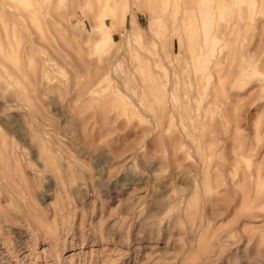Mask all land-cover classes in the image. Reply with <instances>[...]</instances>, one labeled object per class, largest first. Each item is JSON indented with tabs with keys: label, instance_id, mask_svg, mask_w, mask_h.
Returning a JSON list of instances; mask_svg holds the SVG:
<instances>
[{
	"label": "rangeland",
	"instance_id": "rangeland-1",
	"mask_svg": "<svg viewBox=\"0 0 264 264\" xmlns=\"http://www.w3.org/2000/svg\"><path fill=\"white\" fill-rule=\"evenodd\" d=\"M0 234V264H264V0H0Z\"/></svg>",
	"mask_w": 264,
	"mask_h": 264
},
{
	"label": "bare ground",
	"instance_id": "bare-ground-1",
	"mask_svg": "<svg viewBox=\"0 0 264 264\" xmlns=\"http://www.w3.org/2000/svg\"><path fill=\"white\" fill-rule=\"evenodd\" d=\"M177 14H178V13H177ZM175 18H177V16H176ZM177 21H178L177 23H173V26H174L177 30H180V29L185 25V22H186V21H185V20H183V21H182V20H181V21H180V20H177ZM193 21H194V20L191 19V22H189V20H188L187 23H186L189 31H193V30L197 29L198 27H200V25H201V24H199L198 27L196 28L195 25H194L195 23H193ZM194 22H195V21H194ZM155 23H157V21H156ZM180 23H181V24H180ZM197 23H198V21H197ZM179 27H180V28H179ZM7 34H8V33H7ZM5 35H6V34H5ZM8 35H9V34H8ZM196 36H197V35H196ZM196 36H195V37H196ZM177 38H179L180 41L185 42V47H186V48H183V49H185L186 51L188 50V51L190 52V49L193 48L192 44L190 43V38H189V37H186V38H185V37L180 36V35H179V37L177 36ZM177 38H176V39H177ZM196 38H197V37H196ZM174 40H175V38H174ZM183 60H184V59H183ZM185 61H188V59L186 58ZM184 64H185V62H184ZM187 65H188V64H187ZM187 65H186V68H187ZM0 235H1V234H0ZM121 248H122V247H121ZM123 249H124V248H123ZM125 252H126V251H125ZM35 253H36V252H35Z\"/></svg>",
	"mask_w": 264,
	"mask_h": 264
}]
</instances>
